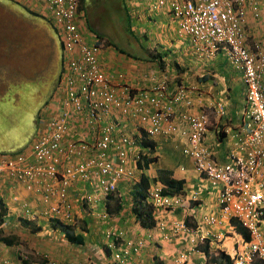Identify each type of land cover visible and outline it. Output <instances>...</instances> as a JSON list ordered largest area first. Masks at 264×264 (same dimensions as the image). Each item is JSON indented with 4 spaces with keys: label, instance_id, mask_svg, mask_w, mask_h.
Listing matches in <instances>:
<instances>
[{
    "label": "built area",
    "instance_id": "built-area-1",
    "mask_svg": "<svg viewBox=\"0 0 264 264\" xmlns=\"http://www.w3.org/2000/svg\"><path fill=\"white\" fill-rule=\"evenodd\" d=\"M43 1L63 44V71L51 117L27 150L0 158V178L20 183L45 206L42 212L27 207L25 216L73 224L83 200L90 205L98 201L90 191L74 201L71 189L76 182L98 188L104 197L113 195L121 182L139 181L138 163L142 152L148 151L141 145L143 141L183 137L189 143L184 156L193 161L196 172L206 181L223 185L219 203L224 214L236 219L251 236L235 264H264V46H248L243 26L247 8H259L261 0L158 1L159 6H170L179 34L190 39L198 56L211 59L223 50L243 74L247 88L244 124L234 134L230 159L224 164L204 144L211 120L206 110L186 115L187 127H181L176 106L193 105L186 88L178 87L171 96L166 78H158L143 89L114 83L101 61L104 45L86 30L80 0ZM216 109L220 116L225 115L222 104ZM124 118L139 121L140 133H126L120 126ZM165 188L154 184L148 191V202L157 215L200 197L198 192L165 194ZM102 215L110 218L106 209ZM207 221L216 223L215 218ZM160 225V230L171 236L190 237L192 247L180 254L178 263H184L191 251L205 242L185 222L175 221L170 229ZM114 237L119 238L116 231L107 233L108 239ZM144 245V241H129L119 248L110 247L117 261L126 264L125 258L132 253L139 256ZM48 264L57 263L48 260Z\"/></svg>",
    "mask_w": 264,
    "mask_h": 264
},
{
    "label": "crops",
    "instance_id": "crops-1",
    "mask_svg": "<svg viewBox=\"0 0 264 264\" xmlns=\"http://www.w3.org/2000/svg\"><path fill=\"white\" fill-rule=\"evenodd\" d=\"M158 1L126 0L128 20L138 34V40L134 41L138 53L121 54L113 46V49L105 47L101 54L102 64L113 82L119 85L143 89L151 87L158 78H166L168 93L173 94L181 86L186 88L193 105L186 107L179 103L176 106L177 119L183 128L187 127L186 115L199 113L203 107L212 108L217 113L216 105H225L226 115L222 117L206 110L210 117L214 115L215 118L211 119L204 144L213 151L220 164L227 163L231 154L230 134L242 124L246 107L247 88L243 74L230 63L223 50L211 59L198 56L190 39L179 34L178 21L169 5L159 6ZM259 6L257 9L247 8L243 23L250 47L264 46V0ZM38 16L50 20L43 0H0V157L16 155L30 147L38 134L40 114L50 105L62 73L60 38L58 36L59 42L55 45L52 31L37 23ZM53 86L55 89L50 96ZM42 104L44 108L38 111ZM120 126L126 133H140V122L135 119H121ZM154 143L157 161L148 170H139L137 176L146 175L151 186L161 184L160 180L164 184L171 179L183 181V193H200L198 203L190 201L178 210L159 212L155 215L156 224H165L170 229L175 221H184L191 228L210 234L206 246L208 253L197 250L191 253L186 264H221V253L232 260L242 250L244 240L230 218L223 216L218 204L221 185L206 181L196 172L193 161L184 156L183 150L189 146L186 138L161 136L155 138ZM131 189L129 183L122 182L118 194L105 198L98 188L76 182L71 189L74 201L88 191L96 194L99 201L88 209L76 210L77 215L84 218L82 222L87 231L75 230L83 235L85 241L81 245H73L61 230H53L44 220L22 223L26 221L22 219L25 206L38 212H42L45 206L23 185L2 177L0 204L5 209L3 229L6 233L18 231L16 236L19 239H31L34 250L61 263L120 264L111 253L105 251L103 255L99 248L104 243L106 232L115 230L122 232L125 242L145 240L146 248L140 264H179V254L191 249L188 238L182 235L167 238L162 230L158 233L154 228H142L132 213ZM122 206V210L117 211ZM104 207L111 212L107 223L102 215ZM208 216L217 217L218 223L208 225L205 222ZM33 229L37 232L33 233ZM153 233L155 236L150 238ZM221 233L225 237H221ZM19 248L0 243V261L24 264L19 260ZM31 258L32 264L45 263L34 252Z\"/></svg>",
    "mask_w": 264,
    "mask_h": 264
},
{
    "label": "clouds",
    "instance_id": "clouds-1",
    "mask_svg": "<svg viewBox=\"0 0 264 264\" xmlns=\"http://www.w3.org/2000/svg\"><path fill=\"white\" fill-rule=\"evenodd\" d=\"M44 2V1H43ZM45 5V4H44ZM81 5H82V3H81V0H80V9H81ZM46 6V5H45ZM170 7V6H169ZM47 10V9H46ZM82 12H84V14H85V16H86V30L90 33V34H92V35H94L95 36V38H97V40L100 42V43H102L103 45H104V49H105V47H106V45H105V42L104 41H102L101 39H99L98 38V34H96L95 32H94V30L92 29V27H90L89 26V17H88V15H87V12L83 9V10H81ZM48 12V11H47ZM172 12V11H171ZM49 13V12H48ZM50 14V13H49ZM173 14V13H172ZM174 16V15H173ZM50 20H51V17H50ZM53 24V26H54V23H52ZM179 25V24H178ZM54 28H55V26H54ZM55 30H57L56 28H55ZM57 32V35L59 36V34H58V31H56ZM59 38H60V36H59ZM60 41H61V38H60ZM191 42V41H190ZM61 44H62V41H61ZM103 49V50H104ZM62 50H63V44H62ZM195 51V50H194ZM196 53V52H195ZM62 56H63V51H62ZM62 62H63V59H62ZM62 71H63V69H62ZM62 74V73H61ZM61 77V76H60ZM59 86V85H58ZM170 94V93H169ZM55 95H56V93H55ZM55 95L53 96V100H54V97H55ZM171 96H173L174 95V93L173 94H170ZM53 102V101H52ZM222 104V103H221ZM246 105H247V102H246ZM51 108V111H52V103L49 105ZM225 106V105H224ZM245 109H246V107H245ZM202 110H210V111H214V110H212V108H206V107H203L202 108ZM245 111V110H244ZM244 111H243V113H244ZM225 112H226V107H225ZM214 114H215V116L216 117H218V116H220L218 113H216L215 111H214ZM225 115H226V113H225ZM224 116V115H223ZM243 116V115H242ZM51 117V113H50V116L48 117V118H46L45 119V121H47L49 118ZM209 117H210V115H209ZM222 117V116H221ZM210 119H212V116L210 117ZM246 123V122H245ZM244 124V117H242V124L240 125V126H237V128L235 129V131L233 132V133H231L230 135V138H231V144H232V139H233V136H234V134L235 133H237V132H239V131H241V127H242V125ZM210 128H211V120H210V126H209V129H208V132H209V130H210ZM208 132H207V134H208ZM224 132V131H223ZM207 134H206V136H207ZM222 134V133H221ZM183 138V137H182ZM147 141V140H146ZM150 142V141H149ZM151 142H154V140L153 141H151ZM155 144V143H154ZM31 146V145H30ZM232 148V147H231ZM146 149H148V151H146V152H142V155H144V154H147L148 153V156L149 157H154V158H156V160L153 162V163H151V165L152 164H154L156 161H157V159H158V156L157 155H155L156 154V151L154 152V154H151L150 152V149L149 148H146ZM211 150V149H210ZM23 151H25V150H23ZM23 151H21V152H23ZM21 152H19V153H21ZM19 153H17V154H19ZM231 155V154H230ZM9 156H14V155H9ZM5 157V156H4ZM1 158V157H0ZM229 159H230V157H229ZM229 159H228V161H229ZM141 162V161H140ZM139 162V163H140ZM139 163H138V169L139 170H144V169H141V168H139ZM150 165V166H151ZM150 166H149V168H150ZM138 170V171H139ZM144 171H146V170H144ZM143 175V174H142ZM141 175V176H142ZM141 176H139L138 178H139V181L137 182V183H135L134 181H123V182H127V183H129L130 185H131V187H132V189H133V187L135 186V185H137L139 182H140V180H141ZM122 183V182H121ZM120 183V184H121ZM160 183L161 184H163V186H165L166 187V184H164L163 182H161L160 181ZM120 184H119V186H120ZM156 185V184H155ZM221 185V188H220V190L222 189V187H223V185L222 184H220ZM119 186H118V191L115 193V194H113V195H116V194H118V192H119ZM153 186V185H152ZM151 186V183H150V188L152 187ZM149 188V189H150ZM131 189V190H132ZM184 189V188H183ZM165 190H167V187L164 189V191ZM149 191V190H148ZM89 192V191H88ZM199 193V192H198ZM219 193H220V191H219ZM86 194H88V193H86ZM86 194H84V195H86ZM187 195V194H185V193H183V190H182V193H179V194H170V195ZM200 194V193H199ZM113 195H109V196H107V197H105V198H108V197H110V196H113ZM220 195V194H219ZM200 196V195H199ZM132 198V197H131ZM199 200H200V197H199ZM199 200L198 201H196V203H198L199 202ZM99 201V200H98ZM97 201V202H98ZM133 201V200H132ZM190 201H193V200H190ZM190 201H187V202H190ZM96 202V203H97ZM186 202V203H187ZM195 202V201H194ZM185 203V204H186ZM95 204V203H94ZM94 204H88L85 200H83V202L82 203H80L79 204V206H77L78 208H81L82 210L83 209H88L89 207H91V206H93ZM218 204H219V206H220V208H221V211H222V213H223V216H225V217H228V218H230V220H231V222L233 221V220H235L236 222H237V224H239V225H241L236 219H233V218H231V217H229L228 215H226V214H224V212H223V210H222V206L220 205V203H219V196H218ZM132 205H133V202H132ZM153 206V205H152ZM27 207L28 206H25L24 208H23V211H22V219H24V220H26V221H21L22 223H24V222H28V223H37V222H39V220H44V219H40V218H38V219H36V220H31V219H29V218H27L26 216H25V209H27ZM29 208H31V207H29ZM77 208V209H78ZM153 208H154V206H153ZM31 209H34V208H31ZM76 209V210H77ZM104 209H106L107 210V213H108V215L110 216V213L111 212H109L108 211V209L106 208V207H104ZM103 209V210H104ZM34 210H36V209H34ZM102 210V211H103ZM178 210V209H177ZM37 211V210H36ZM75 214H76V219H75V222L73 223V224H64V223H62V222H60V221H58V220H51V221H46V220H44V221H46L49 225H50V227L53 229V223L55 222V221H58L59 223H61L62 225H66V226H72L76 231L78 230L79 232H82V230H83V222H82V220L84 219L83 217H80V215H77V213H76V211H75ZM155 215H157L156 213H155V208H154V217H155ZM210 218H215L216 219V223H214V224H211V223H209L208 221H207V219H210ZM105 220H107V221H105V223H107L108 221H110V218L109 219H105ZM155 221H156V219H155ZM182 222H184V221H182ZM205 222L208 224V225H215V224H217L218 223V218L217 217H214V216H208V217H206L205 218ZM186 223V222H185ZM5 224V223H4ZM4 224H3V226H2V229L4 228ZM161 223H159L158 225L156 224L153 228H154V231H156V230H158V233H161V230H160V225ZM189 226V225H188ZM190 227V226H189ZM153 228H151V229H153ZM191 228V227H190ZM195 232H196V235H198L199 237H204L205 238V242L204 243H202V244H200L197 248H196V250H194V251H191V253H193V252H196L197 250H199V251H201V249L202 248H204V247H206L207 246V240H208V238H209V233L207 232V233H201L200 232V230L199 229H195V228H192ZM4 230V235L5 236H10V235H14V236H16V234L15 233H12V234H8V235H6L5 233V229H3ZM54 230V229H53ZM236 230V229H235ZM110 231H115V230H110ZM109 232V230L106 232V236H105V238H104V243H103V245H100L99 246V248L101 249V253L104 255L105 254V251H107V252H109V253H111L110 255H112V257L114 258V260H116L117 261V259H116V257H115V253H114V250L110 247L111 245H116V247L117 248H119L120 246H122V245H126L127 244V242H129V241H123V234H122V232L121 231H116L117 233H118V235H119V238L118 239H116L115 237L114 238H112V239H108L107 238V233ZM237 232V231H236ZM82 233H84V232H82ZM165 233V232H164ZM166 237L167 238H171V235H169V234H167L166 233ZM155 236V234L153 233V234H151L150 235V238H152V237H154ZM182 236H184V235H182ZM220 236L222 237V236H224L225 237V235L223 234V233H221L220 234ZM18 237V236H17ZM186 238H188V242H190V240H189V238L190 237H188L187 235L185 236ZM19 238V237H18ZM131 241V240H130ZM137 241H144V243H145V245H144V247H143V249L141 250V254L139 255V256H137V255H134L133 253L130 255V256H128V257H126L125 258V261L124 262H126V264H129V262L131 263V262H135V263H137V264H140V262H141V257H142V255H143V252H144V250H145V248H146V242H145V240H143V239H136V240H134V242H137ZM249 242V241H248ZM0 243H2V242H0ZM4 244V243H3ZM190 244V243H189ZM244 245L245 244H247V242H245L244 241V243H243ZM5 245V244H4ZM7 246V245H6ZM14 246H19L20 248H19V250L17 251V253H18V256H19V260H20V262L21 263H24V264H27V263H29V264H32V258H31V253L30 252H27L26 250H25V247H24V244H23V239H19V242H17V244L16 245H14ZM11 247V246H10ZM105 247H106V249H105ZM190 247H192L191 246V244H190ZM189 250V249H188ZM241 251V250H240ZM239 251V252H240ZM184 252V251H183ZM238 252V253H239ZM23 253H25L26 255L25 256H27V258L26 259H23L22 258V254ZM191 253L189 254V256L191 255ZM238 253H236L234 256H233V259H232V263L233 264H235V259H236V257H237V255H238ZM181 254V253H180ZM180 254H179V256H180ZM220 255V254H219ZM218 255V256H219ZM37 256L38 257H40L41 258V260H43V261H45V263L44 264H48V260H51V261H54V260H52V259H50L49 258V256H47V255H44V254H40V253H37ZM45 256H47L49 259H46L45 258ZM133 256H136V257H134L133 258ZM179 256H178V258H179ZM189 256H188V258H189ZM102 257V256H101ZM178 258H177V262H178ZM188 258H187V260L186 261H184V263H179V264H186V262L188 261ZM9 262V264H12L9 260H1L0 262ZM55 263H57V264H70V263H74V262H70V263H61V262H57V261H54ZM117 262H119L120 263V261H117ZM74 264H77V263H74ZM121 264V263H120Z\"/></svg>",
    "mask_w": 264,
    "mask_h": 264
},
{
    "label": "trees",
    "instance_id": "trees-1",
    "mask_svg": "<svg viewBox=\"0 0 264 264\" xmlns=\"http://www.w3.org/2000/svg\"><path fill=\"white\" fill-rule=\"evenodd\" d=\"M85 1L86 0H81V3H82L81 10H83V6L86 5ZM126 20H127V25H129L131 28L130 19L128 20V16H127ZM123 27H124V25H123ZM55 31H57V30H55ZM97 36L99 39L101 38V35H97ZM109 46H113L121 54L130 55L126 51H124L123 49L118 48V46L115 45L111 41H109ZM59 83H60V80H59ZM57 89H58V87H57ZM57 89H56L55 93L57 92ZM52 101H53V98H52ZM141 145L144 148H149L151 151L150 152L151 154H154V152L156 151V145L154 144V142L143 141L141 143ZM141 157H142V160L139 163V168L144 169V170H148L151 163H153L156 160V158H154V157H149L148 153L142 155ZM150 183H151L150 179L146 175L143 174L141 176L140 182L137 185H135L133 187V189L131 190V197L133 200L132 201L133 202L132 213L134 214V217L137 220V222H139V225L144 229H151L156 225V221H155V217H154V208L148 202V190L150 188ZM183 186H184L183 181H177V180H173V179L168 180V181H166L167 190H165L164 193L165 194L182 193ZM122 208H123V206L119 207L117 211L122 210ZM4 215H5V209L2 207V204H0V242L4 243L7 246H14L17 244V242H19V238L17 236H14V235H10V236L4 235V230L2 229V226L5 222ZM232 224L234 225L237 233L242 235V239L245 242H248L251 240L250 234L241 225L237 224V222L235 220L232 221ZM52 227L55 230H58V229L61 230L63 232V234L65 235V237L67 238V240L69 241V243H71L73 245H81L85 241L83 238V235L77 234L75 229L72 226L62 225L58 221H55L53 223ZM35 230L33 229V233L37 232ZM86 231H87L86 225L83 224L82 232H86ZM201 250L208 253L207 247H204ZM219 261L221 262V264H233L231 257L224 254V253L220 254V260Z\"/></svg>",
    "mask_w": 264,
    "mask_h": 264
},
{
    "label": "rangeland",
    "instance_id": "rangeland-1",
    "mask_svg": "<svg viewBox=\"0 0 264 264\" xmlns=\"http://www.w3.org/2000/svg\"><path fill=\"white\" fill-rule=\"evenodd\" d=\"M85 4L83 6V9L87 12V15L89 17V26L92 27L94 32L98 35H101V40L105 42L106 48L107 47H112L109 46V41L113 42L115 45L118 46V48L123 49L124 51L131 53V54H136L137 52V47L136 44L134 43L135 40H138L136 36H138L137 33L133 31L132 28H130L129 25H127V6L126 0H86ZM37 23L41 26H47L53 33L52 37L54 38V43L56 45L58 40V35L57 33L55 34V28L53 26V21L52 19H46L44 17L38 16ZM35 20V19H34ZM123 22V24H122ZM53 26V29L51 26ZM124 25V27H123ZM127 25V26H126ZM19 26V25H16ZM40 35V34H39ZM57 35V36H56ZM113 49V47H112ZM61 54V52H60ZM52 82V81H51ZM59 85V83H58ZM57 85V87H58ZM52 87V86H51ZM51 89V88H50ZM54 86L52 90L50 91V96L52 95L54 91ZM38 91V88L36 89V92ZM26 93V92H25ZM52 101L50 102V104ZM44 108V104L40 105L38 107V111H40ZM51 107L48 105L45 107V110L40 114V119L41 123L39 125V129L43 130L45 127V119L50 116L51 113ZM21 110V109H20ZM23 111V110H22ZM215 118L214 115H212V119ZM221 131H223L221 129ZM38 135V134H37ZM37 138V136H36ZM34 139V141L36 140ZM33 141V142H34ZM32 142V143H33ZM32 145V144H31ZM38 223V222H37ZM14 230H10L8 233H5L6 235L14 233ZM18 234L19 232L16 231ZM15 233V234H16ZM23 244L25 247V250L27 252H30L31 254L37 256V253L42 254V252L38 250H34L32 247V241L31 239L27 240L23 239ZM32 247V249H30ZM33 250V251H32ZM40 258V257H39ZM41 259V258H40Z\"/></svg>",
    "mask_w": 264,
    "mask_h": 264
}]
</instances>
